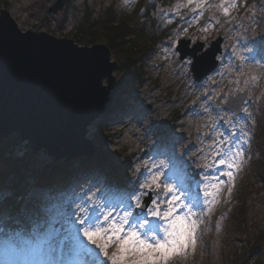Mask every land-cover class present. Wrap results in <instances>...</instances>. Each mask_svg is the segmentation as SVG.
<instances>
[{
	"label": "rangeland",
	"instance_id": "rangeland-1",
	"mask_svg": "<svg viewBox=\"0 0 264 264\" xmlns=\"http://www.w3.org/2000/svg\"><path fill=\"white\" fill-rule=\"evenodd\" d=\"M56 1L0 0V10L7 9L22 31L33 29L75 40L83 35L78 31L86 15L96 20L110 7L130 13L140 0H69L63 10L49 13ZM207 11L208 21L202 24L198 16ZM153 16L174 25V35L144 61L143 83L137 94L123 92L122 84L129 75L119 66L106 113L88 128L96 152L99 131L105 129L103 148L117 162L124 185L110 188L106 179L109 170L95 167L77 172L76 178L58 191L35 186L29 180L21 211L38 230L29 236L16 234L3 239L0 264L6 260L29 264L34 259L30 252L37 245L44 253H59L44 256L55 264H111L83 237L78 231L82 226L77 224L85 216L93 222L97 218L102 221L109 209L113 218L131 211L125 232L135 222L149 220L160 225L156 239L161 241L170 221L184 211V225L192 228V235L166 264H264V0L250 4L216 0L215 5L212 0H183L175 6L157 4ZM181 24L188 27L181 28ZM220 37L222 52L217 55V68L202 81L193 77L192 58L175 66L179 40H191L190 48L203 43L206 50ZM239 59L244 61L243 67ZM122 60V55L112 51V61L120 65ZM243 94L246 99L239 115L222 106ZM141 108L145 110L143 117L137 114ZM158 120L166 121L168 128L161 131ZM133 125H141L137 133L131 130ZM16 149L19 155L31 150L22 142ZM34 157V171H49L54 163L77 160L55 162L42 152ZM221 158L234 166L219 165ZM229 171L231 178L223 174ZM3 172L0 165V174ZM154 176L159 188L152 184ZM10 180L8 176L2 196L10 194ZM146 183L151 187L144 188ZM165 185H171L173 191L166 192ZM199 186H204L206 199L217 204L194 205ZM136 196L140 197L139 208ZM173 196L178 199L172 216L165 220L151 214L150 210L167 211ZM145 204L144 211L138 213ZM160 204L164 206L160 208ZM82 208L87 211L82 212ZM151 235L149 241L155 243ZM6 247L16 249L17 254L6 257ZM113 251L115 245L109 248L110 254Z\"/></svg>",
	"mask_w": 264,
	"mask_h": 264
},
{
	"label": "water",
	"instance_id": "water-1",
	"mask_svg": "<svg viewBox=\"0 0 264 264\" xmlns=\"http://www.w3.org/2000/svg\"><path fill=\"white\" fill-rule=\"evenodd\" d=\"M68 1L57 0L49 13L63 10ZM191 42L179 41L175 66L192 58L191 71L200 82L217 68L222 38L206 50L200 42L190 48ZM119 66L106 44L81 46L44 31H22L1 9L0 145L18 134L35 156L42 152L55 162L93 157L96 148L88 128L106 113ZM245 99L243 94L222 106L239 115ZM158 123L161 131L168 128L166 121Z\"/></svg>",
	"mask_w": 264,
	"mask_h": 264
},
{
	"label": "trees",
	"instance_id": "trees-1",
	"mask_svg": "<svg viewBox=\"0 0 264 264\" xmlns=\"http://www.w3.org/2000/svg\"><path fill=\"white\" fill-rule=\"evenodd\" d=\"M182 1L140 0L130 13L110 7L99 19L94 20L86 15L78 31L83 35L80 38L76 36L75 41L83 45L102 42L117 55H122L120 70L129 75L128 81L122 84L125 88L123 92L137 94L143 83L144 61L153 50L175 33L174 25L167 24L165 18H154L153 12L156 11L157 4L175 6ZM253 1L239 0V4H250ZM215 3L216 0H212V4ZM192 15L195 17L197 13ZM198 17L202 24H205L208 21V11ZM186 19L184 18L185 21ZM183 27L188 26L181 24V28ZM99 133L100 147L93 157H80L70 163H54L49 171L31 169L35 158L31 150L18 154L16 148L21 144L18 134L11 135L0 145V165L4 166V172L0 174V242L11 235L29 236L38 230L35 222L21 211V199L26 195L25 188L29 186V180H32L35 186H46L51 191H58L72 182L77 172H88L95 167L109 170L106 179L110 188H121L124 185L125 179L118 173L120 168L117 162H114L110 153L103 148L107 141L105 129H100ZM75 162L76 167H73ZM261 162H264V154L261 155ZM8 176L11 179L7 187L10 194L2 196L1 189L6 188L5 180Z\"/></svg>",
	"mask_w": 264,
	"mask_h": 264
},
{
	"label": "snow or ice",
	"instance_id": "snow-or-ice-1",
	"mask_svg": "<svg viewBox=\"0 0 264 264\" xmlns=\"http://www.w3.org/2000/svg\"><path fill=\"white\" fill-rule=\"evenodd\" d=\"M239 154V153H238ZM221 166H226L231 169L234 165L226 162L221 158L217 162ZM232 176L231 171L223 173ZM158 177L152 178V184L159 188L156 184ZM144 188H150L151 185L144 184ZM164 190L168 193L173 191L171 185H165ZM178 197L173 196L168 201L169 207L167 211L160 213L155 210H150L153 216H160L167 220L173 215L176 210L174 205ZM135 206H141L140 197H135ZM77 207H80L77 205ZM183 207V205H180ZM86 212V209H81ZM132 216L131 211H124L123 216L113 218L112 210L109 209L103 213V220L96 219L94 222L90 221L87 216L77 220V224L82 226L78 229L83 237L93 246H95L104 258L111 262V264H161L167 262L169 256L175 253L178 249L186 246V238L192 235V228L184 225V217H174L168 227L164 229L165 238L163 241L156 239V233L160 230V225H153L149 220H145L137 224H132L128 231H124V226L128 224L129 218ZM194 227V225L192 226ZM140 230H143L141 233ZM149 234L151 239L149 241ZM143 235V238H142ZM115 245V251L109 253V248ZM96 264V261L93 262Z\"/></svg>",
	"mask_w": 264,
	"mask_h": 264
},
{
	"label": "clouds",
	"instance_id": "clouds-1",
	"mask_svg": "<svg viewBox=\"0 0 264 264\" xmlns=\"http://www.w3.org/2000/svg\"><path fill=\"white\" fill-rule=\"evenodd\" d=\"M16 254H17V250L16 249L8 248V247H6L4 249V255L6 257L15 256ZM58 254H59L58 252H54V253H51V254L44 253V252L41 251L40 246L37 245L30 252V255H32L34 257V259L29 261V264H55L54 260H52L51 258L45 259L44 256L45 255L55 256V255H58ZM5 264H15V261L6 260Z\"/></svg>",
	"mask_w": 264,
	"mask_h": 264
},
{
	"label": "bare ground",
	"instance_id": "bare-ground-1",
	"mask_svg": "<svg viewBox=\"0 0 264 264\" xmlns=\"http://www.w3.org/2000/svg\"><path fill=\"white\" fill-rule=\"evenodd\" d=\"M239 61L241 62V64H239V66L240 67H243L244 66V61H242V60H240L239 59ZM232 73H233V75H234V77H237V74H236V72L235 71H232ZM140 126L141 125H133L132 127H131V130L133 131V130H135L134 132L135 133H137L139 130H140ZM131 137H132V133H131ZM213 143H214V141H213ZM203 189H204V186H199L197 189H196V193H195V195H196V201L194 202V205H207V206H209V207H212V206H214L215 204H217V201L216 202H214V203H210L207 199H206V197L208 196L207 194H205L204 192H203ZM164 205L163 204H160V208H162ZM207 212V211H206ZM184 211L180 214L181 215V217H183L184 216ZM205 214H207V213H205ZM168 226V225H167Z\"/></svg>",
	"mask_w": 264,
	"mask_h": 264
}]
</instances>
